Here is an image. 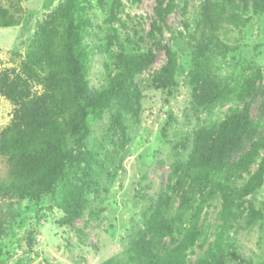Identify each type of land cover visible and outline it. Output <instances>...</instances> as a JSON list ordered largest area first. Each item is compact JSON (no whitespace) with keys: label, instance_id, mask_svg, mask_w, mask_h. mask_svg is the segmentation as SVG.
I'll use <instances>...</instances> for the list:
<instances>
[{"label":"rangeland","instance_id":"obj_1","mask_svg":"<svg viewBox=\"0 0 264 264\" xmlns=\"http://www.w3.org/2000/svg\"><path fill=\"white\" fill-rule=\"evenodd\" d=\"M64 1L0 0V7L20 23L0 28V73L19 71L39 23ZM223 1L176 0L172 13L160 23L156 0H81L86 7L84 19L88 20L82 34L92 90H100L118 71L120 44L133 54H156L152 66L136 78L142 110L139 116L126 117L128 138L115 124L113 109L89 118L86 145L99 155L105 167L96 166L101 183L93 185L95 190L87 196L83 217L73 226L58 225L64 212L57 205L67 198L61 186L55 197L46 195L39 202L18 194L0 196V264H139V259H134L138 257L134 241L142 236L146 219L163 195L170 199L171 215L176 217L181 192L176 188L174 163L182 162L190 151V139L200 127L220 122L230 110L243 108L236 95L247 79H253L257 88L248 100L250 114L264 134V14L256 13L250 0H227L219 8L223 13L218 29L211 32L204 28L203 20L206 16L215 19ZM232 14L241 18L236 24L229 23ZM154 22L161 26L160 32H152ZM201 43L207 49L197 65L233 90L230 100L211 112L193 104L194 59ZM165 46L176 53L180 68L173 86L159 88L154 78L167 62ZM13 111L14 105L0 95V136L11 123ZM262 155L263 151L251 172ZM7 171L0 156V178L6 177ZM249 176V172L234 173L231 182L239 188ZM76 177H82V173ZM248 199L263 217L249 219L244 203L242 214L237 213L228 222L219 220V197L208 203L201 216L198 242L218 241L227 264H264V184ZM191 213L188 211L181 221L176 217L179 229L188 227ZM174 237L180 238V234ZM162 243L174 246L169 236ZM202 245L203 249L195 246L188 251L185 264L195 263L207 249Z\"/></svg>","mask_w":264,"mask_h":264},{"label":"trees","instance_id":"obj_2","mask_svg":"<svg viewBox=\"0 0 264 264\" xmlns=\"http://www.w3.org/2000/svg\"><path fill=\"white\" fill-rule=\"evenodd\" d=\"M250 1L256 13L264 14V0ZM156 2L155 11L160 23H164L174 10L176 0ZM226 2L224 0L217 8L215 19L205 17L204 28L211 32L218 29L223 13L219 8ZM85 11L81 0H65L39 23L31 50L19 71L0 73V95L14 105L11 123L0 136V156L8 168L7 176L0 178V196L18 194L39 202L46 195L55 197L61 186L67 195L57 205L64 212V217L58 221L61 227L73 226L83 217L87 196L95 190L93 185L101 183L96 166L103 169L104 163L86 145L89 118L113 109L115 124L122 136L128 138L125 119L129 115L139 116L142 110L136 78L156 59L153 52L133 54L124 51L120 44L116 61L118 71L100 90H92L83 50L82 28L88 23L84 19ZM237 19H241L240 16L232 14L229 23L236 24ZM19 24L7 9L0 7V28ZM154 31H161L158 22L152 25ZM162 48L167 62L154 81L159 88H167L175 84L180 67L176 53L167 46ZM206 49L207 46L201 43L195 55L197 60L194 59L193 104L204 112H211L225 105L233 90L197 65ZM36 86L41 88L40 92L35 90ZM256 91L254 80L247 79L236 95L243 108L230 110L220 122L195 131L189 142L190 146L192 144L190 151L182 162L177 160L173 165L176 188L181 192L175 216L181 221L192 210L188 227L178 228L176 217L171 215L170 199L163 195L146 219L142 236L134 241L133 248L138 256L134 259H139V264H185L188 251L195 246L203 249L202 244H206L207 249L194 264H227L218 241L208 243L204 239L202 243L198 242L202 235L199 229L201 216L216 197L222 201L217 215L219 220L228 222L237 213L242 214L244 203L248 206L249 219L254 221L263 217L248 199L264 184V134L253 121L248 103ZM261 151L263 155L255 171L251 172ZM75 168H78L77 172ZM78 172L82 177H76ZM238 172L250 173L239 188L231 182L233 174ZM215 176H222V179H215ZM177 232L180 238L176 239L174 234ZM168 236L173 240L172 247L162 243Z\"/></svg>","mask_w":264,"mask_h":264}]
</instances>
